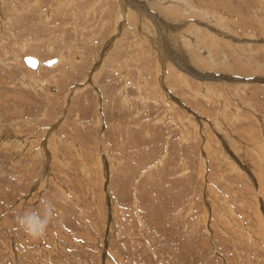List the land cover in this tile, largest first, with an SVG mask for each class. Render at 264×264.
I'll return each instance as SVG.
<instances>
[{
    "label": "rangeland",
    "instance_id": "rangeland-1",
    "mask_svg": "<svg viewBox=\"0 0 264 264\" xmlns=\"http://www.w3.org/2000/svg\"><path fill=\"white\" fill-rule=\"evenodd\" d=\"M124 1L0 0V264H264V0Z\"/></svg>",
    "mask_w": 264,
    "mask_h": 264
},
{
    "label": "clouds",
    "instance_id": "clouds-1",
    "mask_svg": "<svg viewBox=\"0 0 264 264\" xmlns=\"http://www.w3.org/2000/svg\"><path fill=\"white\" fill-rule=\"evenodd\" d=\"M56 204L53 200L44 198L40 206L24 211L15 217V229L22 231L30 240L42 239L48 231L49 226L56 219Z\"/></svg>",
    "mask_w": 264,
    "mask_h": 264
},
{
    "label": "water",
    "instance_id": "water-1",
    "mask_svg": "<svg viewBox=\"0 0 264 264\" xmlns=\"http://www.w3.org/2000/svg\"><path fill=\"white\" fill-rule=\"evenodd\" d=\"M57 60V58H52L50 60H47L45 63L48 65H51L52 63H54ZM24 62L32 67V68H37L40 61L37 57L33 56V55H25L24 56Z\"/></svg>",
    "mask_w": 264,
    "mask_h": 264
},
{
    "label": "bare ground",
    "instance_id": "bare-ground-1",
    "mask_svg": "<svg viewBox=\"0 0 264 264\" xmlns=\"http://www.w3.org/2000/svg\"><path fill=\"white\" fill-rule=\"evenodd\" d=\"M121 1L123 2V4H122V2H121V4H122L123 7L127 6V3L125 4V1H124V0H121ZM126 9H127V8H126ZM23 59H24V57H23ZM40 63H41V62H40ZM40 63H39V64H40ZM51 65H52V64H51ZM38 66H39V65H38ZM25 78H26V77H25Z\"/></svg>",
    "mask_w": 264,
    "mask_h": 264
}]
</instances>
